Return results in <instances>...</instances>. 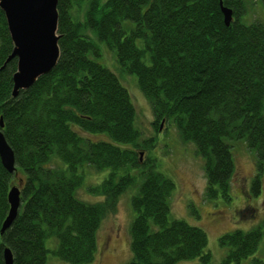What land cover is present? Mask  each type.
I'll return each instance as SVG.
<instances>
[{
  "label": "trees",
  "instance_id": "16d2710c",
  "mask_svg": "<svg viewBox=\"0 0 264 264\" xmlns=\"http://www.w3.org/2000/svg\"><path fill=\"white\" fill-rule=\"evenodd\" d=\"M221 6L231 11L228 26ZM258 10L264 0H57V62L13 98L17 60H8L14 46L0 9V131L15 168L9 174L0 162V264L6 249L12 264H47L49 255L93 262L99 225L128 190L126 264H262L253 257L258 227L219 238L227 253L215 263L205 232L171 218L175 184L143 157L152 140L142 139L128 92L99 62L109 51L135 78L154 128L165 120L204 159V200L227 202L229 142L243 141L259 164L264 158V21L248 17ZM84 168L104 175L87 188L101 199L94 203L77 197ZM12 187L19 208L1 233Z\"/></svg>",
  "mask_w": 264,
  "mask_h": 264
},
{
  "label": "rangeland",
  "instance_id": "374dc122",
  "mask_svg": "<svg viewBox=\"0 0 264 264\" xmlns=\"http://www.w3.org/2000/svg\"><path fill=\"white\" fill-rule=\"evenodd\" d=\"M256 13H249L248 17L254 16L256 19L259 15L264 21V13L259 10ZM99 62L116 74L120 84L128 92L135 109V125L142 133V139L152 140V148L143 153V157L154 159L153 163L157 164L155 171L175 184L169 203L171 218L182 220L205 232L206 249L215 263L220 262L227 253L226 249L219 245V238L234 230L248 231L258 227L262 236L253 257L264 264V158L259 164L243 141L229 142L234 167L230 200L205 201V161L197 153L195 146L180 140L175 129L165 120L160 121L158 129L154 128V117L149 103L138 90L135 78L119 71L114 56L109 51L103 52ZM94 138L100 139L103 136ZM137 152L141 154L144 151L137 149ZM84 172L86 176L82 187L77 191V197L87 203L101 200L90 194L87 188L100 183L104 175L87 168H84ZM253 186H257L256 192L253 191ZM130 193L132 191L128 190L119 196L114 212L101 221L95 236V259L89 264H126L130 260L129 225L133 218L129 203ZM242 214H245L246 218H241ZM52 242H48L47 246L52 247ZM47 264L67 263L49 255ZM239 264H250V258Z\"/></svg>",
  "mask_w": 264,
  "mask_h": 264
},
{
  "label": "water",
  "instance_id": "95a60500",
  "mask_svg": "<svg viewBox=\"0 0 264 264\" xmlns=\"http://www.w3.org/2000/svg\"><path fill=\"white\" fill-rule=\"evenodd\" d=\"M57 0H0L7 29L13 43L9 59L17 60V69L12 77V97L21 90L29 89L41 76L48 74L55 66L58 56ZM225 25L231 20V11L221 6ZM3 124L0 121V130ZM142 154L139 160L141 161ZM0 162L12 174L14 155L0 131ZM9 211L1 227L3 233L14 220L19 208V191L12 187L8 193ZM4 264H12L8 249L3 253Z\"/></svg>",
  "mask_w": 264,
  "mask_h": 264
}]
</instances>
